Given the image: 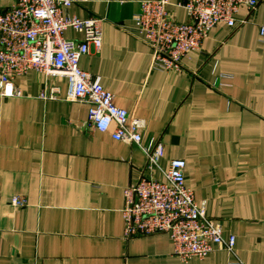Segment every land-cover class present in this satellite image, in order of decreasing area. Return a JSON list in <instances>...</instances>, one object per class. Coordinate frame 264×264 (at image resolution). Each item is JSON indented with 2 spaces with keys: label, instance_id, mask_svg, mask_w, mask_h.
Returning a JSON list of instances; mask_svg holds the SVG:
<instances>
[{
  "label": "crops",
  "instance_id": "1",
  "mask_svg": "<svg viewBox=\"0 0 264 264\" xmlns=\"http://www.w3.org/2000/svg\"><path fill=\"white\" fill-rule=\"evenodd\" d=\"M141 1L67 8L104 19L100 47L80 65L145 119L142 144L162 142V169L186 161L187 186L224 235L236 236L234 251L182 261L168 233L125 239L124 188L140 179L144 150L89 126L87 103L66 100L65 82L31 70L15 80L21 96L0 94V264H264V0L253 12L240 7L235 27L216 25L180 71L153 69L152 48L130 31ZM183 1L170 0L178 21L188 20ZM53 84L59 97L41 98ZM148 173L163 178L158 167ZM16 194L25 207L9 203Z\"/></svg>",
  "mask_w": 264,
  "mask_h": 264
},
{
  "label": "built area",
  "instance_id": "2",
  "mask_svg": "<svg viewBox=\"0 0 264 264\" xmlns=\"http://www.w3.org/2000/svg\"><path fill=\"white\" fill-rule=\"evenodd\" d=\"M262 0H184L187 21H178L170 13V0H142L134 15L130 31L153 50L152 68L180 71L190 51L202 48L204 39L219 23L237 25L236 15L245 6L253 12ZM76 0H10L0 7V94L21 96L15 80L34 70L50 79L67 84L65 99L89 105L88 125L102 132L112 130L119 141L136 143L147 160L140 179L124 188L122 209L124 238L168 233L173 252L182 261L204 258L217 247L233 252L236 236L224 235L222 224L207 214L206 203L200 202L186 184V161L172 159L167 169L160 167L164 147L159 140L145 147L143 130L146 121L135 117L114 102V94L102 84L101 77L84 70L81 57L91 46L100 47L103 38L99 16L80 18L66 12ZM243 22V21H242ZM73 29L82 39L67 38ZM264 40V25L260 27ZM40 92L43 99H56L59 84ZM158 167L163 178L148 171ZM1 200V195H0ZM14 207L28 204L24 195L10 197Z\"/></svg>",
  "mask_w": 264,
  "mask_h": 264
}]
</instances>
